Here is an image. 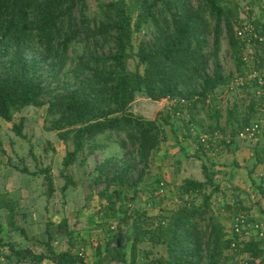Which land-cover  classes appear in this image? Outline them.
<instances>
[{"label":"trees","instance_id":"trees-1","mask_svg":"<svg viewBox=\"0 0 264 264\" xmlns=\"http://www.w3.org/2000/svg\"><path fill=\"white\" fill-rule=\"evenodd\" d=\"M233 2L198 0V6L194 7L188 0H112L100 5L102 17L92 27L86 13L87 0H0V118L11 122L17 112L28 106H47L51 116L47 129L57 132L66 144L69 141L73 144L62 163L61 175L66 179L62 191L75 183L66 170L79 154L86 158L82 165L112 142L126 149L122 156L111 155L97 163L96 175L90 181L91 186H103L98 196L103 200L104 216L119 220V232L105 249V258L116 264H139L138 244L144 240L165 250L153 258L146 254L145 264H232L233 256L227 253L231 238H226L225 226L212 209L213 196L221 191L220 184L215 169L203 160L208 153L201 145L194 156L202 160L203 179L182 181L183 203L164 216L166 222H157L158 217L148 215L146 209H131L129 204L136 201L138 187L164 141L162 127L170 124V114L176 116L177 111H186L190 118H179L192 135L191 124L197 130L201 124L198 108L204 107L217 87L230 81L233 73L224 72L218 57L223 29L234 64L238 71H243L245 44L236 35L235 22L240 15L238 5L233 6ZM143 26L150 28L153 38L150 42L141 40L134 54L133 35ZM211 35L213 51H210ZM100 39L110 42L108 52L69 54L79 42L96 44ZM134 55L137 67L131 71L128 60ZM68 63L73 66L67 71ZM69 73L70 78L63 77ZM138 92L156 101L195 96L197 100L188 106L169 107L168 113H160V124L157 119H145L129 111ZM247 109L249 112L243 111L240 104L227 107L228 125L216 124L210 132L230 129L235 134L253 118L250 111L255 110L254 105ZM13 128L26 138L23 123ZM192 136L198 143V135ZM0 155H6L2 141ZM256 156L258 162H264V148L256 147ZM19 169L32 176L42 174L48 198L54 194L50 166L34 171L26 165ZM259 192L264 198V186L259 187ZM197 196L202 197L200 203L193 201ZM5 207L9 209L12 228L25 233L13 221V207L9 203ZM129 219H133L134 239L128 254L125 241L129 236L121 228ZM7 244L9 254L3 252L4 243L0 240V258L86 264L83 257L71 250L57 252L51 237L46 241L47 251L39 254ZM241 250L258 257L264 249L258 240L251 239ZM98 253H103L102 247H98ZM249 264L258 263L251 260Z\"/></svg>","mask_w":264,"mask_h":264},{"label":"rangeland","instance_id":"rangeland-1","mask_svg":"<svg viewBox=\"0 0 264 264\" xmlns=\"http://www.w3.org/2000/svg\"><path fill=\"white\" fill-rule=\"evenodd\" d=\"M112 0H87V16L90 19L91 26L93 27L95 25L96 19L99 17H102V12L100 5L106 4ZM194 7L198 6V0H188ZM238 5V15H242L247 8L248 14H250L253 17H256L257 19L264 20V0H234L233 6ZM246 9V10H245ZM133 43H134V54L136 53L138 49V45L141 40H146L150 42V40L153 38V33L150 32V28L148 26H143L142 30L140 32H135L133 35ZM211 41V48L210 51H213V35L210 36ZM220 49L218 51V57L221 60V64L223 67L224 72L229 75L230 73H233L235 75L238 73L237 66L234 64L230 45L228 42V38L226 35L225 29H223V32L220 36ZM110 47V42L104 39H100L96 44L92 41L86 43V42H79L75 44L74 49L71 48L69 50V54L71 56L73 55H89L91 52H108ZM213 62H210V65H212ZM73 66V64H67L66 70L68 71L70 67ZM137 67V58L134 55L128 60V69L133 71ZM245 68V66H244ZM144 70V67H141V71ZM232 75V76H233ZM63 77L70 78L71 73L68 75H63ZM228 84V83H227ZM219 86L215 89V91L211 94H209L208 98L206 99L205 105L202 108L201 106L198 108V119L201 120V124H198V133H209L213 127H215L216 124H220L222 127H225L227 124V117H226V109L227 107L233 106L235 104H240L242 106L243 111H248L247 108L253 104L254 101V90L253 89H239L236 91H232L229 89L228 85ZM145 93L138 92L136 94V97L133 101H131V104L129 106V111L132 112L134 115H139L144 117L145 119H157V121L161 124L162 120L159 118L160 113H168L170 110L171 103L167 98L161 99V100H149ZM194 100H197V96L191 98ZM196 102V101H195ZM194 102V103H195ZM193 104V103H192ZM250 110V109H249ZM219 112V113H218ZM260 112V113H259ZM264 114V111H260L255 108V110L250 111V114L257 117L259 114ZM171 115V121H181L177 115L174 116ZM187 119L190 118L188 114H186ZM189 117V118H188ZM254 118V117H253ZM252 118V119H253ZM50 119L51 116H49L47 111V106L43 107H35V106H28L21 111L17 112L14 116L13 121L8 122L4 119L0 118V141L3 143V147L6 149V155H0L1 161L3 164H0V176L5 173L6 171H9L10 166L8 164V161H11L14 165H18L19 168H22L24 165H27L31 169H35L36 167H46L50 166L52 168L53 175L55 178V184H57V194L55 193L53 199L56 197L57 199H61V195H63L61 191V185L65 183V179L61 176L60 171L62 169V166L59 162H55L56 159L60 161V157H64L68 149H73V144L71 141H69L67 144L63 142L61 139H59L57 132L50 131L47 129V126L50 125ZM263 125H264V116L262 118ZM184 121V120H182ZM19 123H23V133L26 135V138L21 137L13 128L14 125H19ZM228 125V124H227ZM229 127V126H228ZM230 130V129H229ZM170 133V132H169ZM162 135L165 137L164 141L162 142L160 149L156 151L150 171L147 174L144 181L148 183L149 189H152L154 187L153 184L156 183V179L159 175H162L163 180L161 182H157V188L160 183H164L163 191H160L156 196L157 197H164L165 199L171 201L173 204L172 207L166 206L163 207L161 205L164 204V201L158 202L157 200L153 202H148V215L150 216H156L158 217L157 222L164 223L165 219L164 216H166L169 212L176 210L180 207V205L183 203L182 197H181V187H177L176 189H170L169 193L170 195L167 196L168 192V182L166 178H164L163 172H160L158 175V169L162 171L161 168H170L171 165L169 163L174 160L175 156H170V158L167 156L168 154H162L161 152L163 150L167 151L169 153V150L171 151L172 148L177 149L180 144L176 142V140L171 141V143L168 141L165 135V125L162 127ZM170 135V134H169ZM122 138H125V134H122ZM122 138H115V140L122 139ZM181 140V137H179ZM263 139L264 141V127L263 131L258 138V140ZM100 140H103L101 137ZM111 140V139H109ZM170 140V139H169ZM108 142V141H106ZM242 143H249V141H245ZM241 143V144H242ZM66 144V146L64 145ZM246 145V144H245ZM244 145V146H245ZM259 147V146H258ZM222 150V149H221ZM216 151V153L220 152ZM174 149L171 151V155L173 153ZM126 152V149L122 148L119 143L112 142L104 148L103 150H98L94 155H92L85 163L82 165L80 164L84 160V154H79L78 159L76 162L70 166L66 171L68 174H71L72 179L75 182H79V185L81 186V191L77 195H72L71 199L78 200L80 203L79 205L75 206L76 208H88L90 211H93V209H98V211H101V203L102 199L98 196L99 190L103 187L102 185H90V181L94 178L96 175L95 173V165L99 162H101L104 158L109 157L111 155H120L122 156ZM216 153H208V155H215ZM86 159V158H85ZM204 160V158H203ZM213 160V159H212ZM207 159L208 165L210 167H213L215 169L216 162ZM159 165V166H158ZM5 167V170L2 169V167ZM14 167V166H13ZM160 167V168H158ZM264 167V166H263ZM19 168H16L12 171L10 174L13 177V180L15 181L13 184L16 185L22 183L23 176L22 172ZM255 174L253 173L252 178H254L253 183V189L251 190L252 200L253 203H258L259 208L264 210V200L258 196L259 193V187L264 186V174H261L260 171H257ZM5 176V175H4ZM27 179L31 181V186H35L36 189L34 190L35 193H44L45 196L47 195V187H42V177H32V175H26ZM232 176V175H230ZM7 177V176H6ZM183 177V176H182ZM180 176V180L183 181L184 178ZM160 178V177H159ZM222 177L217 176L216 179H221ZM4 179V178H3ZM44 179V178H43ZM233 179V176H232ZM5 180V179H4ZM153 183V184H152ZM182 183V182H181ZM14 185V186H15ZM73 184H71L72 186ZM22 186V185H21ZM46 187V188H45ZM21 187L19 190H17V199L21 198ZM44 189V190H43ZM156 189V188H155ZM151 192V191H150ZM221 192V191H220ZM217 193L213 196V204L212 209L215 217L219 222V215L225 216L227 218H231L232 223L231 225L226 228V238L231 235V230L234 224L235 216L240 211H246L247 213H251L252 207L250 208L248 205L236 204V206L228 204L229 207H225L226 209H223V202H227L230 199H234L232 197L235 193V189L232 187V191L228 192V197H221V193ZM230 195V196H229ZM220 197V198H219ZM155 198V197H154ZM225 198V199H224ZM258 200H257V199ZM157 199V198H156ZM150 200L151 197H150ZM202 200L201 196H197L193 198L194 203H200ZM77 202V203H78ZM152 203L156 206L157 211L155 214H151L152 209ZM238 203V202H236ZM22 204V203H21ZM131 205V209L135 207V204H129ZM21 206V205H20ZM55 208V207H54ZM53 208V211L55 212V209ZM57 210V207H56ZM85 210V209H84ZM57 211H61L60 206L58 207ZM104 215V214H103ZM122 217V214H120ZM224 219V218H223ZM111 224H108L107 226H104L101 228V237L103 239V243L101 244L103 252L106 249V245L111 241V236L119 232L118 223L119 220L117 218H110L109 219ZM108 220V221H109ZM132 220L129 219L128 224H123L122 231L123 233H127V236L129 238L125 241L126 250L127 253H130L133 239H134V229L132 227ZM166 222V221H165ZM104 223V222H101ZM222 223V222H221ZM112 226V227H111ZM71 227V225H70ZM96 228V226H94ZM103 229V230H102ZM110 232H112L110 236ZM109 237V238H108ZM165 250L162 246H153V244L149 241H143L138 244V258H139V264H145L146 262V254L150 255L149 258H153L154 256L164 254ZM230 255L234 257L236 251L229 249L227 251ZM233 257L232 260L233 261ZM1 264V262H0Z\"/></svg>","mask_w":264,"mask_h":264},{"label":"crops","instance_id":"crops-1","mask_svg":"<svg viewBox=\"0 0 264 264\" xmlns=\"http://www.w3.org/2000/svg\"><path fill=\"white\" fill-rule=\"evenodd\" d=\"M183 126V121H170L169 125H165V135L168 141L171 143L174 138V140L180 144L177 149L172 148L174 149L172 155V149L171 151L169 150V153L165 150L161 152L163 155L167 153L169 158L170 156H175L174 160L169 163V165L172 164L170 168H161L162 171L158 169V175L160 172H163V177L166 178L168 182L167 196L170 195V189L181 187L182 181L180 180V176H183L182 178L184 179H203L202 160L194 156L199 152L196 138L188 134ZM179 137H181V140ZM241 143H237L230 148L227 147L212 156L208 154L207 156L203 155V158L206 162L207 159H213L212 161L216 162V178L217 176L222 177L221 179H216V181L220 184V193L222 198L228 197V192L232 191V187L235 189L236 194L232 195L234 199L232 198L227 202H223V209H226L225 207L228 208L229 203L233 206L243 203L244 205H248L250 208L252 207L250 210H252L251 214L254 218L264 220L263 209L261 211L257 202L253 203V194H251V190L253 189L252 185L254 183V178H252L254 176H252V174H255L256 172V175H258L257 171H260L261 173L263 165V162L261 163L257 160L256 147L259 146L264 148V141L263 139H259L257 141H249V143ZM64 145L66 146V144ZM64 157H60V161H58V159L55 160L56 163L59 162L62 166L60 174L63 170L62 163ZM1 158L2 157H0V164H3ZM8 164L9 165L7 166H10L7 167L9 168V171H6L0 176V240L4 243L2 246L4 253L9 254L10 252L7 243H12L16 249L29 248L37 254L45 253L47 251L46 241H48L49 237H51V244L57 252L71 250L73 253H79L82 249H84V260L86 264H116L115 262L105 258V251L101 254L98 253V247H101V244L103 243V240H101L103 238L100 233L101 228L107 226V222H109L108 224H111L113 221H110V218L104 216L102 212L98 211L97 213L98 209L90 211L88 208L78 209L75 207L80 203L78 200H72L71 196L73 194L77 195L78 191L80 193L81 186L79 185V182L73 183L72 186L69 185L65 191H62V187L66 183L65 181L60 188L63 195H61V199L59 201L56 197L53 199L55 196L54 194H57L58 188L57 184H55L53 170L52 175L54 179L55 192L50 198H48V195L45 196L44 193H35L34 190L36 187L31 186V181L28 180L26 176L28 174L22 173L23 184H13L15 181L10 174L16 168L13 167L9 161ZM2 169L5 170V167L3 166ZM29 169L34 171L37 170V167L35 169ZM230 175L233 176V179ZM38 176L42 177V187H47L42 174L32 177L35 178ZM154 180H156V183L161 182V180H163L162 175H159ZM156 183H152L154 185L152 189H149L146 181L140 184L136 193V201L134 202L136 208L144 210L148 208L149 201L154 203L155 200L158 202L163 200L164 204L161 205L163 207L173 206L171 201L165 199L164 197L156 196L158 189ZM20 187L22 188V195L20 199H17V190H19ZM258 196L264 200L261 194ZM150 197L152 200H150ZM7 203L13 207L15 213L13 221L16 223L18 228H23L25 233H22L20 229L16 230L12 228V221L8 216L9 209L5 207ZM153 203L151 214H155L157 211V208L154 205L155 203ZM59 206L61 208L60 212L57 211ZM53 208L55 209V212L53 211ZM219 219L226 228H228L232 223L231 218H227L224 215H219ZM94 226H96V228ZM48 229L49 233L47 232ZM111 234L112 232H110V236ZM113 236H111V238ZM0 262L1 264H52V262L48 259L42 261L41 263H36L31 260L19 261L17 257H13L12 259L1 257Z\"/></svg>","mask_w":264,"mask_h":264},{"label":"built area","instance_id":"built-area-1","mask_svg":"<svg viewBox=\"0 0 264 264\" xmlns=\"http://www.w3.org/2000/svg\"><path fill=\"white\" fill-rule=\"evenodd\" d=\"M248 9H245L246 11L235 22L236 35L245 44L242 49V60L245 68L233 75L227 85L232 91L253 89L255 94L253 105L256 109L264 111V20L248 14ZM258 20H260L259 23H257ZM167 99L172 107L177 105L188 106L195 101L194 99L177 97H168ZM176 114L178 117L187 119L186 111H177ZM263 116V113L257 117L253 115L254 118L251 119V122L238 129L235 134L229 129L198 134V130L193 124H191L190 131L192 135H198V147L201 145L207 153H216V151L230 148L237 143L257 141L264 127ZM262 164L261 174H264V162ZM164 185L163 182L158 185L156 194L163 191ZM234 220L229 236L231 238L230 249L238 253L234 255L232 264H249L251 260H255L258 264H264V250L258 257L241 250L251 239L258 240L264 249V220L256 219L246 211L238 212ZM78 254L84 258V249Z\"/></svg>","mask_w":264,"mask_h":264},{"label":"water","instance_id":"water-1","mask_svg":"<svg viewBox=\"0 0 264 264\" xmlns=\"http://www.w3.org/2000/svg\"><path fill=\"white\" fill-rule=\"evenodd\" d=\"M149 98V100H151V101H153L150 97H148ZM154 102V101H153Z\"/></svg>","mask_w":264,"mask_h":264}]
</instances>
